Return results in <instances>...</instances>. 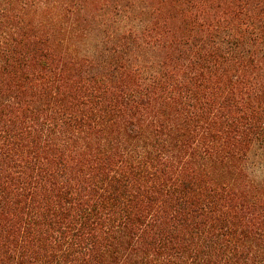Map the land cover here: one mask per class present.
<instances>
[{
    "label": "trees",
    "instance_id": "obj_1",
    "mask_svg": "<svg viewBox=\"0 0 264 264\" xmlns=\"http://www.w3.org/2000/svg\"><path fill=\"white\" fill-rule=\"evenodd\" d=\"M264 0H0V264H264Z\"/></svg>",
    "mask_w": 264,
    "mask_h": 264
},
{
    "label": "rangeland",
    "instance_id": "obj_2",
    "mask_svg": "<svg viewBox=\"0 0 264 264\" xmlns=\"http://www.w3.org/2000/svg\"><path fill=\"white\" fill-rule=\"evenodd\" d=\"M248 167L252 176L264 179V156L259 147H254L248 157Z\"/></svg>",
    "mask_w": 264,
    "mask_h": 264
}]
</instances>
